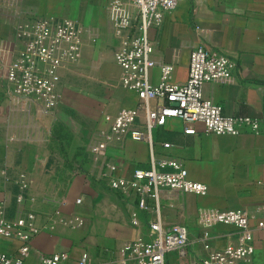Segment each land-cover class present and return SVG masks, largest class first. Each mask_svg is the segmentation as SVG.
<instances>
[{"label":"crops","instance_id":"0c3cea01","mask_svg":"<svg viewBox=\"0 0 264 264\" xmlns=\"http://www.w3.org/2000/svg\"><path fill=\"white\" fill-rule=\"evenodd\" d=\"M109 2L0 0V201L8 219L33 212L43 228L32 237L25 264H40L44 255L55 252H66L69 264H77L84 253L90 264H126L124 244L147 234L157 213L140 209L135 192L114 189L110 180L130 179L136 169L169 158L181 162L190 179L208 186L204 195L159 191L164 224L188 229L186 252H170V264L201 259L209 251L206 243L218 249L236 242L238 229L217 222L215 214L238 208L249 212L254 228L253 260L264 262V224L258 226L264 223V0H183L164 14L160 27L149 30L156 61L150 70L152 84L160 82L164 64L174 66L171 82H186L190 54L197 46L224 53L236 61V68L229 78L206 82L204 95L226 115L258 118L260 132L246 126L239 135L217 134L205 132L201 122L170 117L153 128L151 141L113 134L106 120L122 109H138L131 129L147 130L138 92L122 85L115 60L121 36L112 27L119 16L137 18L138 9L127 1L114 9ZM47 16L76 20L83 45L80 58L61 70L58 104L44 115L35 100L10 91L6 69L24 46L18 24ZM162 103L153 98L148 106ZM189 128L196 133H186ZM21 173L29 182L26 191L19 187ZM57 212L84 223L64 225ZM133 212L139 215V226L132 224ZM21 243L16 237L3 238L0 250L14 252Z\"/></svg>","mask_w":264,"mask_h":264},{"label":"built area","instance_id":"2783aa9c","mask_svg":"<svg viewBox=\"0 0 264 264\" xmlns=\"http://www.w3.org/2000/svg\"><path fill=\"white\" fill-rule=\"evenodd\" d=\"M126 1L138 9V16L135 19L119 16L112 21V27L121 36L115 60L122 69V85L137 91L145 105L147 130L131 129L138 109H122L115 116L106 115L113 134H130L134 140L151 141L153 128L164 125L170 117L201 122L205 132L235 136L246 126L256 134L260 132L258 118L226 115L220 104L204 95L206 82L229 78L236 68V61L224 53L197 46L190 54L186 82H171L169 76L174 66L164 64L160 82L152 84L150 70L156 61L153 58L155 44L149 36V30L160 27L164 14L174 10L183 0H110L109 4L118 9ZM133 27L137 32H132ZM17 29L24 46L6 69L8 87L16 96L35 100L40 112L46 115L58 104L57 88L61 70L81 56L83 40L80 26L72 18L47 16L20 22ZM153 98L163 100V103L150 108L148 102ZM186 133L194 134L196 129L189 128ZM164 145L170 146L169 143ZM93 150L97 151V148ZM18 183L22 191L28 189L25 173L20 174ZM110 186L124 193L132 190L138 197L140 209L155 210L157 213L156 218L149 222L147 234H141L124 244L126 264H170L167 257L170 252H186L188 229L183 224H164L159 214V191L161 188H170L204 195L208 192L207 184L190 179L187 168L178 160L169 158L153 161L149 168L136 169L130 179L112 178ZM150 199L154 205L149 204ZM76 201L80 203L81 198ZM57 216L64 225L81 226L84 223L80 218H67L60 212H57ZM215 220L235 226L239 232L237 241L218 249H211L206 243L208 253L191 264H253L254 228L250 224L249 212L242 208L222 209L216 212ZM132 224H140L137 212L132 213ZM263 224L260 221L258 226ZM42 229L36 223L33 212L19 213L14 219H8L6 204L0 201V243L3 238L13 237L22 241L14 252L0 250V264H25L31 250V239ZM40 264H69L68 254L55 252L44 255ZM77 264H90L88 254L84 253Z\"/></svg>","mask_w":264,"mask_h":264},{"label":"rangeland","instance_id":"374dc122","mask_svg":"<svg viewBox=\"0 0 264 264\" xmlns=\"http://www.w3.org/2000/svg\"><path fill=\"white\" fill-rule=\"evenodd\" d=\"M101 232H99V234H100ZM253 264H255V262H254V260H253Z\"/></svg>","mask_w":264,"mask_h":264}]
</instances>
